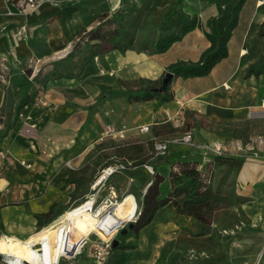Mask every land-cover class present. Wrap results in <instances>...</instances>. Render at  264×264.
Listing matches in <instances>:
<instances>
[{
  "label": "crops",
  "instance_id": "crops-1",
  "mask_svg": "<svg viewBox=\"0 0 264 264\" xmlns=\"http://www.w3.org/2000/svg\"><path fill=\"white\" fill-rule=\"evenodd\" d=\"M94 1L99 0H46L35 11L19 12L14 5L0 0V66L5 62L10 68L22 70L24 61L35 59L45 62L50 55L52 60L63 58L78 34L92 27H87L85 19L88 14H92L91 6L87 4ZM128 1L141 2L109 0L115 3L111 15L117 9L118 2L125 4L124 8L118 7L120 10L126 8ZM175 1H164V5L153 16L154 24L159 23ZM182 2L187 13L198 15L203 22L217 14L216 5L211 0ZM261 2L247 1L239 26L229 43V56L217 64L209 75L173 78V82L178 84L175 99L172 100L175 107L173 116L178 113L187 116L191 123L187 130L192 132L194 143L201 139L207 143L222 142L238 156L245 158L237 175L236 186L239 195L245 197L246 201L226 210L235 216L245 215L246 218L224 229L226 235L230 234L236 239L233 244L239 249L222 256V264H264V74L258 78L246 77L247 68L263 53V40L257 36L263 16L255 23V15L251 17L245 14L248 4L258 8L262 6ZM24 26L26 32L19 35L18 31ZM208 45L204 33L195 29L165 53L139 51L136 46L124 54L114 50L90 61L78 79L49 81L46 89L37 95V100H46L45 105L34 103L26 106L21 111L17 127L0 143V239L28 242L56 220L48 223V219L83 196L81 188L84 175L81 167L88 161L89 148L98 136L95 130V134H84V121H90L95 113L110 119L117 114L126 115L129 111H136L130 117L132 125L146 123L153 118L149 119L145 115L144 102L127 103L122 97L105 100L89 114L88 106L103 91L122 89L119 81L157 79L176 61H197ZM60 53L65 54L61 57ZM80 98H86V103L77 105L70 101ZM3 99L4 86L0 84V106ZM156 102L152 104V111L162 108V113L169 106L168 102L157 107ZM78 115L80 119L76 121ZM200 117L205 122L219 124L237 125L244 120L250 126L243 136L213 138L211 129L206 123L202 124ZM156 123H163V120ZM80 132L82 134L77 140ZM44 147L50 150L45 151L47 155L37 154L39 150H45ZM195 152L190 150L189 154L194 155ZM182 153L181 157H175L173 161H185L186 152ZM199 153L195 154L199 159L193 157L190 160L203 162L205 152L202 150ZM72 159H75L74 163L70 162ZM68 163L73 166H67ZM124 183L130 186V182ZM38 214H48L41 224L36 217ZM175 217V209L166 206L159 210L150 225L140 231L138 238L117 237L119 247L112 250L106 264H155L163 244L185 232L180 224L177 225ZM185 220L196 228L195 221ZM212 226L213 230L217 228L215 221ZM11 256L14 258L12 253H0L3 261Z\"/></svg>",
  "mask_w": 264,
  "mask_h": 264
},
{
  "label": "trees",
  "instance_id": "trees-1",
  "mask_svg": "<svg viewBox=\"0 0 264 264\" xmlns=\"http://www.w3.org/2000/svg\"><path fill=\"white\" fill-rule=\"evenodd\" d=\"M7 1L17 9L24 8L21 5L22 0ZM211 1L216 5L217 14L206 22L198 15L187 13L183 9L182 0H176L162 15L158 24H153L152 14L144 13L143 10H140L133 22L128 23L124 22L123 18L125 14L132 12L130 8L120 9L113 15L104 11L92 22L87 23V27H92L85 28L78 34L63 58L43 62L41 65H37L39 62L35 59L24 61L22 70L10 68L3 62L0 66V84L4 86V99L0 106V143L17 127L21 111L37 102L39 91H44L49 81L61 78L78 79L90 61L114 50L124 54L136 46L139 51L162 54L191 31L200 29L209 45L199 59L176 61L167 67V71L174 74V79L209 75L217 64L229 56V43L239 26L241 13L248 0ZM257 36L263 40V53L247 68V78H258L264 74V15ZM162 79L139 78L134 81H119L123 88L103 91L101 96L88 106V112L90 114L98 105L112 97H122L127 103L156 100V106H162L174 98L169 87L163 93L154 92V88L161 86H157V83L162 84ZM244 162V157L218 154L211 155L206 163L199 160L172 161L165 176L157 171L153 173V180L146 189L134 227L125 235L119 232L117 237L138 238L140 231L150 225L159 210L166 206L173 207L178 216L195 221L196 232L182 226L183 231H188L193 236L211 235L214 232L212 225L217 212L246 201L245 197L239 195L236 186L237 175ZM214 163L225 165L228 170H235L236 175L230 190H224L222 185L215 186L212 169ZM139 164L143 163L130 166ZM65 210L67 208L48 219V223L57 219ZM47 216L48 214L36 215L39 224L44 222ZM180 240L178 238L166 241L155 264H222V256L190 262L187 256L174 251Z\"/></svg>",
  "mask_w": 264,
  "mask_h": 264
},
{
  "label": "rangeland",
  "instance_id": "rangeland-1",
  "mask_svg": "<svg viewBox=\"0 0 264 264\" xmlns=\"http://www.w3.org/2000/svg\"><path fill=\"white\" fill-rule=\"evenodd\" d=\"M164 1L165 0H141L140 3H131V1H128L126 7L127 5H129L128 7L132 10V12L129 14H125L123 21L126 23H128L129 21L133 22V19L139 14L140 10H143L144 13L150 12L152 14V23L154 24L153 16L155 12H157L159 7L164 5ZM114 5L115 3L112 4L111 2H109V0H99L87 4V6H91L90 11H92V14L90 13L87 15L85 23L92 22V20L95 19L97 15L101 12L108 11L109 13H111L110 11ZM119 6H122V8H124L125 4H121L120 2H118L117 9L114 10L115 12L118 10ZM86 11L87 10L85 9V12ZM245 14L246 16L251 17L255 15V23H257V21H259L264 15V5L257 8L256 5L255 7H252L250 6V4H248L245 10ZM236 40H238V37H236ZM234 47H236V44H234ZM62 54L63 53H60L61 57H63L65 53L63 55ZM50 56L45 60V63L52 61V57ZM42 63L43 61H40L37 65H41ZM165 73L166 70L163 71L157 79L161 80L164 77ZM160 85L161 82L157 83V86ZM180 86H182V84H180ZM177 87V82H172V84L169 85V91L174 93V99L176 95L175 89ZM70 101L74 102L77 105H81L82 103H86V98L72 99ZM155 101L156 100L144 102L143 111L145 115L149 119L150 117H153L152 119H150V121L146 123L142 122L140 124L135 125L131 124L130 117L132 114H135L136 111H129L126 115L117 114L112 116L110 119H108L106 115L103 117L102 114L95 113V115L91 118L90 121H84L82 123L84 134L86 132H89L90 134H95V130L98 131L96 133V135L98 136L94 138L93 144L89 148L88 161L85 163L84 166L81 167L83 171L82 173L84 175V183L82 184L81 188L83 196L80 197L75 203L69 204L67 210L73 208L75 205L87 199H92L94 201V210L96 212H98L101 206L104 204H106L107 207H109V209L111 210L113 200H121L127 193H132L136 197L138 202V214L142 207L146 187L149 183L152 182L154 176L153 173L149 172L145 168V164L151 165L153 167L154 172L157 171L167 173L170 168L171 162L174 160L175 157H181L180 155L183 154L182 152H186L184 154V156H186L184 157L186 158V160H190L193 157H197V159H199V157L195 156V154L200 155L201 153H199V151L203 150V146H205V143L207 142L204 141V139H201L198 143H194V136L192 135V132H190L192 135V144L184 141V137L190 134L187 130V127L190 126L191 123L187 119V116L185 117V114L183 115L179 113L173 116V110L175 107L172 105V101L169 102V106L165 110H163L162 113H160V109L162 108L158 109V112L152 111V104ZM45 102L46 100L40 98L37 100L36 104L43 106L45 105ZM85 113L86 112L84 111L83 117H85ZM182 117L184 118L182 119ZM75 119L76 121H79V115L76 116ZM161 120H163V123H156ZM199 120L202 121V124L206 123V125L209 126L213 138H229L235 135L243 136L246 135V131L249 129L250 126L249 122L244 120H241L237 125L233 123H209L205 122L201 117L199 118ZM109 124L112 125L115 130V133L113 136H106L103 138L104 130ZM143 125H149L150 130L146 133H141L140 127ZM31 130L32 134H34V129L31 128ZM81 134L82 133L80 132L79 137H77V140L80 139ZM165 139H168L171 142V148L168 154H165L160 157H155L153 143L157 140ZM44 149L45 150L43 151L39 150L37 154L47 155L45 151L47 150L49 152L50 150H48L47 147H44ZM190 150L196 151L195 154H189ZM211 155L213 154H210L208 156L210 157ZM227 155L238 156L236 153L233 152L231 148L228 151ZM74 161L75 159H72L70 162L74 163ZM115 161H124L129 165L137 163L143 164H139L137 166H130L128 170L116 173L115 175L109 177L106 181L98 184L95 187V182L99 178L101 170L108 163ZM67 166L72 167L73 164L68 163ZM159 167L160 169H158ZM212 169L215 186L222 185V188L224 190H230L232 188L233 180L236 175L235 170H228L227 166L219 165L218 163H214L212 165ZM9 175L12 174L10 173ZM10 178L14 180V178ZM124 182H130V186L128 187V185ZM114 194H116V197H114ZM245 218V215L235 216L234 213H231L226 209L219 211L216 213L214 218L217 228L214 230L212 235L201 237L193 236L188 231L183 232L181 236L178 237L181 240L174 247V251H179L182 255L187 256L190 262H193L195 260L202 261L203 259H207L213 256L224 257L225 254L230 255V253L238 251L239 248L235 246L236 244H233L234 242H236V239L233 238L230 234L226 235L224 233V229L230 228L233 223L237 222L238 220L242 219L245 221ZM175 222L177 223V225L180 224V226H184L192 230L193 232L197 231V227L193 228L191 223L186 221L183 217L177 215V217H175ZM52 223L44 227L42 231L45 230L48 226H50ZM122 227L123 224L119 225V227H116L112 234L115 235L117 231L120 232ZM102 242L103 238L99 234L95 233L91 235L90 240L85 244L81 253L70 259L63 257L60 260L59 264H106L108 258L104 262H99L97 261L95 255L96 247L101 245ZM14 259L15 258H13L12 256L11 258H8V260ZM0 264L10 263H8L7 261H3V259L1 258Z\"/></svg>",
  "mask_w": 264,
  "mask_h": 264
},
{
  "label": "bare ground",
  "instance_id": "bare-ground-1",
  "mask_svg": "<svg viewBox=\"0 0 264 264\" xmlns=\"http://www.w3.org/2000/svg\"><path fill=\"white\" fill-rule=\"evenodd\" d=\"M100 183L102 180H97L95 187ZM94 209V201L87 199L63 212L28 242L0 239V253L14 255V260H7L10 264H25L22 261L59 264L63 257L70 259L81 253L91 235L96 233L103 240L110 239L116 227L134 221L138 215V202L132 193H127L121 200H113L111 210L106 204L98 212Z\"/></svg>",
  "mask_w": 264,
  "mask_h": 264
},
{
  "label": "built area",
  "instance_id": "built-area-1",
  "mask_svg": "<svg viewBox=\"0 0 264 264\" xmlns=\"http://www.w3.org/2000/svg\"><path fill=\"white\" fill-rule=\"evenodd\" d=\"M46 1V0H22L21 5L24 6L23 10L17 9L19 12H31L35 11L37 7L40 5L41 2ZM7 4L11 5L7 0ZM26 32L25 26L22 27L21 30L18 31V34H22ZM1 34V30H0ZM150 130L149 125H143L140 127V132L141 133H146ZM115 133L114 128L111 125H108L106 129L104 130V137L106 136H113ZM184 141L187 143L192 144V135L191 133L188 134L186 137H184ZM169 145L170 141L169 140H157L154 142L153 150H154V156L155 157H160L165 155L168 150H169ZM203 150L205 152V158L203 163H206L209 160L210 154H218V155H227L228 151L230 150V147L226 145L225 143L222 142H211L207 143L205 146H203ZM130 168V165L124 161H115L108 163L100 172L99 179L102 180V183L106 181L109 177L115 175L116 173L128 170ZM145 168L151 172L154 173L153 167L151 165L145 164ZM119 231H117L118 233ZM117 233L111 237L110 239H105L103 240L102 244L96 247L95 249V255L96 259L99 262H104L110 253L112 252L113 249V241L116 239ZM6 261L8 259H5Z\"/></svg>",
  "mask_w": 264,
  "mask_h": 264
},
{
  "label": "water",
  "instance_id": "water-1",
  "mask_svg": "<svg viewBox=\"0 0 264 264\" xmlns=\"http://www.w3.org/2000/svg\"><path fill=\"white\" fill-rule=\"evenodd\" d=\"M174 78V74L172 72H169L167 71L162 79V84L160 87H156L154 88V92H160V93H163L165 91H167L168 87H169V84L170 82L173 80ZM151 184V183H150ZM149 184V185H150ZM148 185V186H149ZM147 186V187H148ZM147 189V188H146ZM136 220V219H135ZM135 220L134 221H130L128 223H126L125 225H123V227L121 228L120 230V234L121 235H125L128 233L129 230H131L133 227H134V223H135ZM119 247V242L117 239H114L113 241V249H116ZM23 263L25 264H31L29 261H22Z\"/></svg>",
  "mask_w": 264,
  "mask_h": 264
}]
</instances>
